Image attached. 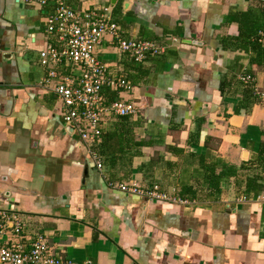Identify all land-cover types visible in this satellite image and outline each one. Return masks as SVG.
Listing matches in <instances>:
<instances>
[{"label":"crops","instance_id":"1","mask_svg":"<svg viewBox=\"0 0 264 264\" xmlns=\"http://www.w3.org/2000/svg\"><path fill=\"white\" fill-rule=\"evenodd\" d=\"M66 2L107 6L122 37L162 52L135 62L107 37L99 47L108 72L133 86L119 97L138 111L103 125L91 147L97 168L63 124L55 94L39 84L37 53L54 42L44 26L52 1L0 0V209L20 224L0 242L26 251L40 237L71 264H264V199H237L244 173L220 176L215 191L203 170L237 168L264 143V106L237 107L239 74L264 88V63L249 64L252 44L264 48V0ZM109 182L175 193L189 185L194 196L182 197L185 205L146 200Z\"/></svg>","mask_w":264,"mask_h":264},{"label":"built area","instance_id":"2","mask_svg":"<svg viewBox=\"0 0 264 264\" xmlns=\"http://www.w3.org/2000/svg\"><path fill=\"white\" fill-rule=\"evenodd\" d=\"M20 1L44 5L49 0ZM51 1L52 11L45 16L44 26L54 42L46 44L37 53L38 64L44 69L39 84L55 94L63 124L87 145L95 166L100 168L91 147L100 141L103 125L112 117L134 116L138 105L134 100L119 97V93H129L133 86L123 76L108 72L107 64L98 58L99 47L107 37L106 41L113 44L116 51L127 54L135 62L162 52V47L152 41L122 37L107 6L74 10L66 0ZM237 79L250 86L253 96L264 106V88L254 84L251 74H239ZM108 91L116 92L118 97L108 100ZM108 184L146 200L159 199L184 205L189 202L157 183L147 186L137 182ZM250 195L264 199V190ZM248 198L244 193L237 197L240 201ZM19 230L16 215L0 209V237H5L7 231L18 233ZM5 240L0 242V264H71L68 259L50 254L40 237L26 251L16 242L9 244Z\"/></svg>","mask_w":264,"mask_h":264},{"label":"trees","instance_id":"3","mask_svg":"<svg viewBox=\"0 0 264 264\" xmlns=\"http://www.w3.org/2000/svg\"><path fill=\"white\" fill-rule=\"evenodd\" d=\"M253 55L249 60V64L259 65L264 63V48H260L257 43L252 44ZM257 102V99L252 94L250 86L245 85L242 90L241 102L237 107L245 108L249 104ZM234 111H237L235 108ZM258 149L255 156H251L247 161L242 162L236 166L220 164L218 172L215 171V163H210L203 167L205 184L209 185L216 191L217 180L220 176H236L240 172L244 173L243 192L245 194L256 193L264 189V143ZM176 194L179 197L190 198L194 196V191L189 185L181 186L178 188Z\"/></svg>","mask_w":264,"mask_h":264},{"label":"water","instance_id":"4","mask_svg":"<svg viewBox=\"0 0 264 264\" xmlns=\"http://www.w3.org/2000/svg\"><path fill=\"white\" fill-rule=\"evenodd\" d=\"M67 131H68V132H70V129H69V128H67ZM142 206H143V205H142Z\"/></svg>","mask_w":264,"mask_h":264}]
</instances>
